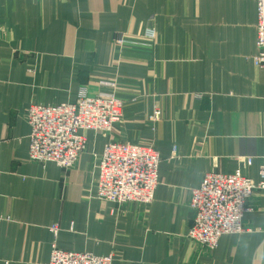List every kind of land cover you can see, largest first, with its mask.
<instances>
[{
  "label": "crops",
  "instance_id": "1",
  "mask_svg": "<svg viewBox=\"0 0 264 264\" xmlns=\"http://www.w3.org/2000/svg\"><path fill=\"white\" fill-rule=\"evenodd\" d=\"M147 26L157 33L150 43L113 41L117 32L141 40ZM257 36L255 0H0V264H48L54 243L113 253V264H264L263 190L249 199L245 231L213 249L188 236L190 190L205 174L241 168L258 180ZM105 81L124 101L113 132L84 130L87 146L69 169L31 160L26 108L75 101L82 87L95 95L108 90ZM156 105L162 118L154 124ZM112 139L160 152L151 203L97 198L100 157Z\"/></svg>",
  "mask_w": 264,
  "mask_h": 264
},
{
  "label": "built area",
  "instance_id": "2",
  "mask_svg": "<svg viewBox=\"0 0 264 264\" xmlns=\"http://www.w3.org/2000/svg\"><path fill=\"white\" fill-rule=\"evenodd\" d=\"M258 7L257 52L253 62L264 69V0H255ZM156 28L147 26L138 36L129 39L126 32H117L114 43L124 48L128 44L152 42ZM108 90L89 94L86 87L79 90L77 99L57 105L32 103L26 108L31 127L29 157L45 164L56 162L69 169L73 167L87 146L84 130L112 133L124 115V101L116 95L115 82H102ZM162 109L154 107L152 123L160 121ZM264 136V134H263ZM173 147V154L176 153ZM258 180L243 174L238 168L232 173L212 170L205 174L201 184L190 190L189 206L194 213L188 236L210 249L218 245L224 235L247 229L244 216L251 209L249 199L254 190L264 191V150L260 155ZM160 152L150 144L112 139L105 144L99 161L97 198L117 204L126 202L151 203L159 184ZM251 165L253 157H246ZM10 219V218H8ZM57 237L58 226H52ZM113 253L98 255L90 251L65 250L53 244L48 264H113Z\"/></svg>",
  "mask_w": 264,
  "mask_h": 264
}]
</instances>
